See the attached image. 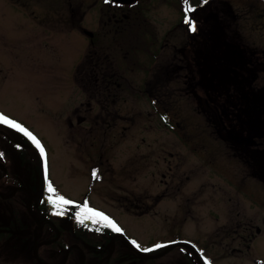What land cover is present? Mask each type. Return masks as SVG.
Instances as JSON below:
<instances>
[{
  "label": "rangeland",
  "instance_id": "374dc122",
  "mask_svg": "<svg viewBox=\"0 0 264 264\" xmlns=\"http://www.w3.org/2000/svg\"><path fill=\"white\" fill-rule=\"evenodd\" d=\"M111 1L0 0V113L39 138L47 170L33 141L7 125H0V153L11 136L28 138L27 154L38 155L27 162L43 175L45 197L87 200L141 246L134 248L163 249L192 238L209 263L263 264L264 184L223 151L207 153L216 143L206 142L213 136L198 100L187 95L182 73H164L188 34L187 0H138L132 20L136 11L143 15L154 33L152 48L149 36L142 44L134 40L140 29L122 43L115 37ZM190 4L200 11L199 25L214 24L203 20L214 10L231 40L264 49V0ZM7 157L17 174L31 167ZM253 225L263 231L256 237L246 230ZM23 246H1L0 261L33 264V242ZM180 248L164 257L175 260ZM233 248L242 252L232 254Z\"/></svg>",
  "mask_w": 264,
  "mask_h": 264
},
{
  "label": "flooded vegetation",
  "instance_id": "af4514ba",
  "mask_svg": "<svg viewBox=\"0 0 264 264\" xmlns=\"http://www.w3.org/2000/svg\"><path fill=\"white\" fill-rule=\"evenodd\" d=\"M190 1L191 0H187L186 2V13L184 11L182 12V21L186 23L188 32L187 37L183 39L184 44L181 45L180 48L174 47L176 54L172 62L178 65L174 68L171 62L170 65L164 69V73H166L169 78H173L176 74L182 73L188 89L187 95L192 99L198 100L200 112L203 116H206L208 120L204 126H206V129L210 130L211 135L214 137L207 138L206 142L216 143L214 144L216 145V149L212 150L208 147L207 153H211L213 157L221 155V151H223V156H230V158L236 159L241 167L244 165L243 167L246 169L247 174L251 173L252 176L258 180V184H264V55L262 54L264 49H251L247 44L243 45L241 44L242 42L231 40L227 35V30L224 25L220 24L219 14L214 10L204 13L203 20H205V23L214 20L215 23L210 25H199V21H197L196 18L199 17L200 11L196 10V8H191ZM113 2H109V5L112 8L115 37L118 35L117 37L122 43L125 42L124 38L127 32L132 34V32H137L138 29H140L141 36H137L134 40H139L137 44H142L144 38L149 36V48H152L155 45L153 38L154 33L148 29V25L145 28V18L142 17L143 15H139L141 14L139 11L135 12L136 17L134 18L136 19H134V21L131 16V12L132 10L134 11L135 6H139L141 3L138 2V0L135 2L133 0H113ZM125 10H128L129 14L124 13ZM141 17L144 20H142ZM189 19L195 21V31L191 30L190 24L187 22ZM127 54L129 53L127 52L126 55ZM222 131L226 134L229 133L233 138L243 139L245 142L243 144H235L222 137ZM210 133L209 136H211ZM27 140L24 137L17 138L16 136H11L10 144L4 148V156H8L10 159H12L11 157H17V163L20 161L22 165L23 162L27 164L28 159H30V161H35L38 154H27L32 151L27 150ZM17 144L26 148V150L23 151V153L27 152L24 155L27 159L26 161L21 157L22 152L17 147ZM0 148H2L1 142ZM29 148L30 147H28V149ZM4 156H2V158H4ZM40 159L42 160V157ZM212 159L213 158H211V162ZM6 161V158L0 161V212L4 211L6 213L8 210L14 212L13 209L19 208L18 203H12L18 201L17 198L21 196V194L18 195V191L20 190L28 192L30 194L29 198L32 201L34 192L37 199H48L45 197V186L42 187V189L37 186V184H40L43 180V175H41V178H38L41 173L36 166H31L28 163L32 168L30 167L26 171L27 173H32L33 179L30 178L31 176L22 178L21 173L17 174L14 170H10L8 165H6ZM208 161L210 163V160ZM213 161L215 162L214 159ZM214 162L212 163L214 164ZM214 165H217V167L219 166V164ZM13 174L17 175V179L20 181L26 178L24 182H27V184H17L18 181L13 178ZM12 198H14V201ZM40 202L35 206H40ZM0 219L2 220L1 213ZM56 219L65 229H69L74 220L72 216H69L67 218L68 220L63 221L61 219L59 220L57 216ZM1 220L0 235H5V232L14 228L15 230H13V232L15 238L4 240V242L0 239V243L4 246H8L12 245V243H10L11 240H16L23 242V247L25 248L32 241L34 242V257L39 259L40 252L38 247L43 243V236L48 235L47 233L45 235L46 231L43 223L39 221V232L35 236H26L24 233L29 231L24 227L29 225V221L21 220L23 222H20L18 220V222H8L6 224ZM64 221H67V226L64 225ZM21 226L23 228H21ZM2 230L4 231L1 232ZM56 230L58 236L61 237L63 234L62 231L59 227H56ZM246 230L251 232L252 237H256L257 234L263 232L260 227H255L254 225L246 226ZM116 234L117 231L110 236L111 239L104 245L103 251H98L99 248L97 249L96 247L95 249L93 246L81 248L78 243L72 242V244L65 249L66 252L62 258L61 264H71L70 258L74 251L80 253L81 264H127V259H125V251L127 249L125 250L123 246L119 247L120 240H125L121 237H115ZM26 237H29L28 240L22 241L26 239ZM113 237L116 238L114 246L111 244ZM192 240V238H188V240L184 241L194 245ZM250 242L253 246L254 242H252V240ZM125 243L127 242L125 241ZM252 246L248 245V247ZM127 247L131 253L138 255L143 262L145 259H151L157 260L158 264H203L198 255H196L192 245L189 244H184L183 246L172 249L171 251L179 250L180 247V249H182V251L177 253L175 260L172 261L170 257H164L171 251L161 256L163 258H150L147 257V254L158 255V253L163 251L158 253H144L134 248L129 243H127ZM196 248L200 255L204 258L207 257L202 245L200 248L197 246ZM233 252L241 253L242 249L233 248L231 253L233 254ZM115 255L117 257L112 259ZM164 258L167 263L164 262ZM177 258H179V260H177ZM256 260L263 263L258 259ZM206 263L213 264L209 263V261Z\"/></svg>",
  "mask_w": 264,
  "mask_h": 264
},
{
  "label": "trees",
  "instance_id": "16d2710c",
  "mask_svg": "<svg viewBox=\"0 0 264 264\" xmlns=\"http://www.w3.org/2000/svg\"><path fill=\"white\" fill-rule=\"evenodd\" d=\"M17 147L19 150L22 152L21 157L26 159L24 156L27 152L23 153V151L26 150L23 146H19L17 144ZM2 158L0 157V161ZM42 160L40 159V163ZM22 165V164H21ZM22 166H26V163L23 162ZM22 175V178L25 177V172H20ZM25 179H22V181L17 180V184H24ZM42 182V181H41ZM40 182V183H41ZM15 184V183H14ZM39 186V184H37ZM34 192V191H33ZM17 198V202L14 201V198L12 200L14 201L12 204H19V208L13 209V211L8 210L5 214L8 215V222H15L18 220L20 222L24 221H29V225L24 227L27 228L29 232L24 233L26 236H35L39 231L38 229V223L41 221L44 225L45 228V235L46 233L48 234L47 236H43L42 241L43 243L40 244L38 247L40 255L39 259L34 257L33 264H61L62 263V258L65 255V249L72 244V242L78 243L81 248H84L86 246H93L99 248L98 251H103V247L105 244L109 242L111 239L110 236L116 232L115 228L110 226L109 222L107 220H100L94 218V216L91 215V213H88L86 209H84V205H87V200H83L81 202H74L73 204H65V207L68 209H63L57 206L59 205L58 203H53L52 200L49 198L47 200L45 199H37L35 192H34V197L33 201L29 198L30 194L28 192H25L23 190L18 191V195H20ZM23 194V195H22ZM25 194V195H24ZM32 201V204H31ZM42 201V202H40ZM40 202V206L36 207L35 205ZM63 212V215H57L58 212ZM77 212L81 213V216L78 218L77 217ZM56 216L61 218L60 216L63 217L64 220L68 218L69 216H72L74 219L71 227L69 229H65L64 227L61 226V224L58 222L56 219ZM86 216H92L91 219L85 218ZM83 220V223L80 221ZM59 223V225H58ZM56 227H59V229L62 231L61 237L58 236V232L56 230ZM21 228H23L21 226ZM10 231L5 232L4 234L0 235L1 241L4 242V240L12 239L15 238V234L13 230L14 228L9 229ZM2 230L1 232H3ZM18 237V236H16ZM29 238V237H28ZM26 239L22 240H28ZM10 243H12V246H19L22 245L23 242L21 241H16V240H11ZM34 244V242H33ZM24 245V244H23ZM27 245V244H26ZM119 247L123 246L125 248V259H127V264H158L157 260H151L148 259L143 262L142 259L133 253H131L127 247V243L125 241L120 240L119 242ZM3 246L0 243V247ZM88 248V247H86ZM164 249H158L152 253H158L160 251H163ZM117 256L115 255L112 259H115ZM71 264H81V256L80 253L77 251H74L71 254ZM179 260V258H177ZM179 263V262H178ZM0 264H4V262L0 261ZM7 264H16L12 261H10ZM181 264V263H180Z\"/></svg>",
  "mask_w": 264,
  "mask_h": 264
},
{
  "label": "snow or ice",
  "instance_id": "6c2138e0",
  "mask_svg": "<svg viewBox=\"0 0 264 264\" xmlns=\"http://www.w3.org/2000/svg\"><path fill=\"white\" fill-rule=\"evenodd\" d=\"M205 2H206V0H205ZM187 22L190 24L191 30L195 31L196 30L195 21L189 19ZM0 125H7V126L13 128V129H16L17 131H20V132L24 133L25 135H27L33 141V143L36 145V147L40 150V152L45 156V168L47 170V162H46L47 154L45 152L44 146L42 145L41 141L39 140V138L35 134H33L29 129H27L20 122L8 117L4 113H0ZM0 156H3V153H0ZM94 176H95V173H94ZM48 189H49L50 192H53V193L56 191L51 183H49ZM49 199L52 200L53 203H57V202L63 203V204H73L74 203L73 201L68 200V199H66L63 196H56L55 198L50 196ZM83 207H84V209H86V211L88 213H91L92 216H99V217H102L104 220L109 221L110 226L114 227L116 231H122V229H120V227L115 224V221H112L111 218L105 216V214H103L101 212H98L95 209L88 208L87 205H84ZM63 214L64 213L62 211L57 213V215H63ZM80 216H81V213L77 212V217L79 218ZM92 216H86L85 218L91 219ZM80 222L83 223V220H81ZM132 243L135 244L137 247H141L136 241H132ZM172 243H175V241L172 242ZM163 246L164 245H156L157 248L163 247ZM141 250L145 251V252H150L153 249H151V248H142Z\"/></svg>",
  "mask_w": 264,
  "mask_h": 264
},
{
  "label": "water",
  "instance_id": "95a60500",
  "mask_svg": "<svg viewBox=\"0 0 264 264\" xmlns=\"http://www.w3.org/2000/svg\"><path fill=\"white\" fill-rule=\"evenodd\" d=\"M221 136L224 137L225 139H228V140L234 142L235 144H238V143H242V144H243V143L245 142L243 139H240V138H238V139L233 138V136H231L229 133L226 134V133H224L223 131H222ZM115 237H121V238H124V240H126L127 243H130V241L128 240V238H127L122 232L117 233V234L115 235ZM115 237H113V240H112V242H111V244H112L113 246H114V244H115V239H116ZM184 244L192 245V247H193V249L195 250L196 255H198L200 261H202L203 264H206V262L204 261L203 256L200 255V253H199L198 249L195 247V245H193V244H191V243H187L186 241H183V240H179V241H176L175 243H171V244H169V245H168V248H167L166 250H164L163 252L158 253V255L147 254V257H150V258H158V257L164 256V255L168 254L172 249L177 248V247H179L180 245H184ZM138 252H139V251H138Z\"/></svg>",
  "mask_w": 264,
  "mask_h": 264
}]
</instances>
